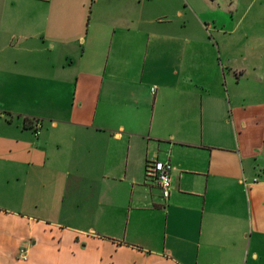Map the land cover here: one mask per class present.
Segmentation results:
<instances>
[{"label":"crops","instance_id":"0c3cea01","mask_svg":"<svg viewBox=\"0 0 264 264\" xmlns=\"http://www.w3.org/2000/svg\"><path fill=\"white\" fill-rule=\"evenodd\" d=\"M218 1L0 0V196L54 218L0 206V264H264V63Z\"/></svg>","mask_w":264,"mask_h":264},{"label":"rangeland","instance_id":"374dc122","mask_svg":"<svg viewBox=\"0 0 264 264\" xmlns=\"http://www.w3.org/2000/svg\"><path fill=\"white\" fill-rule=\"evenodd\" d=\"M218 3L221 5H219V11H206L201 17L207 20H215L217 27L220 29L229 30L234 26L230 36L234 50L237 51L235 54V66L242 67L248 61V58L244 60L240 57V55L244 56L246 51H252L251 53L260 55L264 63V0H219ZM229 3L231 8L225 14L222 12L223 6ZM229 23H231V26H229ZM250 59L253 60L252 58ZM240 82L237 88H240V85L241 87L252 85L250 78L243 79ZM16 107L15 100L10 95H7V92H0V113L4 112L5 116L9 117L7 114L8 110ZM6 137L3 127L0 126V138L4 139ZM5 174V170H0V178H5ZM258 178L260 179V177ZM14 196L13 198L0 196V206L16 212H22L37 221L40 219H54L52 214L50 216L43 210L40 211L35 208L34 204L38 201L26 199L21 207V198Z\"/></svg>","mask_w":264,"mask_h":264},{"label":"built area","instance_id":"2783aa9c","mask_svg":"<svg viewBox=\"0 0 264 264\" xmlns=\"http://www.w3.org/2000/svg\"><path fill=\"white\" fill-rule=\"evenodd\" d=\"M37 128V126H36ZM38 134V131H36ZM170 165L167 162H152L146 167V175L150 178L159 188L161 197L166 199L168 197L170 188Z\"/></svg>","mask_w":264,"mask_h":264},{"label":"trees","instance_id":"16d2710c","mask_svg":"<svg viewBox=\"0 0 264 264\" xmlns=\"http://www.w3.org/2000/svg\"><path fill=\"white\" fill-rule=\"evenodd\" d=\"M31 125V121H28V120H25V125ZM34 129H35V127H34Z\"/></svg>","mask_w":264,"mask_h":264}]
</instances>
